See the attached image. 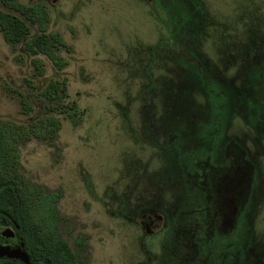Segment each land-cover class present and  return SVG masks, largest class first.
<instances>
[{
  "label": "rangeland",
  "instance_id": "obj_1",
  "mask_svg": "<svg viewBox=\"0 0 264 264\" xmlns=\"http://www.w3.org/2000/svg\"><path fill=\"white\" fill-rule=\"evenodd\" d=\"M18 1H43L68 47L59 69L0 31V120L61 121L55 146L33 138L18 158L56 194L62 240L88 236L90 264H264V0ZM62 78L77 123L40 94Z\"/></svg>",
  "mask_w": 264,
  "mask_h": 264
},
{
  "label": "trees",
  "instance_id": "obj_2",
  "mask_svg": "<svg viewBox=\"0 0 264 264\" xmlns=\"http://www.w3.org/2000/svg\"><path fill=\"white\" fill-rule=\"evenodd\" d=\"M48 20L47 7L43 1L24 4L18 0H0V31L5 41L12 46L21 43L32 56L45 55L61 69L65 61L60 52L68 47L58 33L47 31ZM32 62L41 71V62L37 58H33ZM40 94L46 100L50 112L63 114L73 123L82 118L83 111L78 108L76 101L68 98L66 78L51 79ZM20 102L26 111L30 109L22 94ZM60 125V119L53 114L27 124L0 120V194L5 192L15 205L20 203L27 207L34 213L35 224L40 227L39 223L43 222L49 230L55 219L53 205L56 194L40 195L38 189L21 175L18 151L20 145L33 138L55 146ZM40 214L45 216L40 217ZM53 249L60 263L69 264L73 260L71 249L62 239L57 240Z\"/></svg>",
  "mask_w": 264,
  "mask_h": 264
},
{
  "label": "flooded vegetation",
  "instance_id": "obj_3",
  "mask_svg": "<svg viewBox=\"0 0 264 264\" xmlns=\"http://www.w3.org/2000/svg\"><path fill=\"white\" fill-rule=\"evenodd\" d=\"M230 188L234 191V186ZM230 202V198L224 197V205L219 209L222 225L229 226L223 229L222 233L231 230L233 219L229 215H234L238 211L236 206L229 207ZM27 210V207L21 206L20 203L15 205L13 199L8 196L0 197V264H65L59 262L53 249L57 240L62 239L56 217L50 224L51 230H49L43 222L39 223L40 227L31 223L26 215ZM39 216L45 215L40 214ZM140 219L145 232L150 235L153 234V230L150 229L153 221H160L162 217L155 212H149L143 213ZM63 241L67 243L73 254V260L69 264H90L87 260L89 256L88 236L80 235L71 241L64 239ZM5 249H10V252H6ZM194 249L195 247L189 246L185 251V256L197 258L200 256L199 253L203 254L202 248L201 250Z\"/></svg>",
  "mask_w": 264,
  "mask_h": 264
},
{
  "label": "water",
  "instance_id": "obj_4",
  "mask_svg": "<svg viewBox=\"0 0 264 264\" xmlns=\"http://www.w3.org/2000/svg\"><path fill=\"white\" fill-rule=\"evenodd\" d=\"M5 250H7L6 252H8V251L10 252V249H5ZM25 260H28V259H27V258H25Z\"/></svg>",
  "mask_w": 264,
  "mask_h": 264
}]
</instances>
